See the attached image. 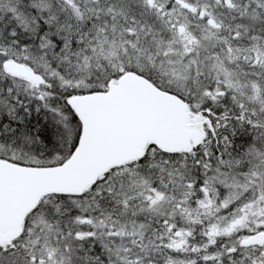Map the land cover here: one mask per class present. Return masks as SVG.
I'll return each mask as SVG.
<instances>
[{"label":"snow or ice","instance_id":"snow-or-ice-1","mask_svg":"<svg viewBox=\"0 0 264 264\" xmlns=\"http://www.w3.org/2000/svg\"><path fill=\"white\" fill-rule=\"evenodd\" d=\"M0 264H264V0H0Z\"/></svg>","mask_w":264,"mask_h":264}]
</instances>
